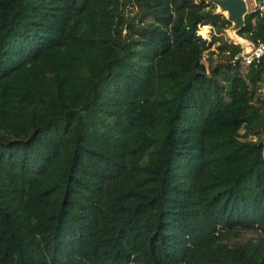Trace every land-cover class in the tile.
Here are the masks:
<instances>
[{
  "label": "trees",
  "instance_id": "trees-1",
  "mask_svg": "<svg viewBox=\"0 0 264 264\" xmlns=\"http://www.w3.org/2000/svg\"><path fill=\"white\" fill-rule=\"evenodd\" d=\"M214 8L0 0V264H264V62Z\"/></svg>",
  "mask_w": 264,
  "mask_h": 264
},
{
  "label": "water",
  "instance_id": "water-1",
  "mask_svg": "<svg viewBox=\"0 0 264 264\" xmlns=\"http://www.w3.org/2000/svg\"><path fill=\"white\" fill-rule=\"evenodd\" d=\"M208 3L215 5L217 9L214 14L224 15V18L229 22L227 33L229 37L236 39L248 48L251 41L241 35L239 31L245 25V18L249 14V3L247 0H206ZM259 1V0H258Z\"/></svg>",
  "mask_w": 264,
  "mask_h": 264
},
{
  "label": "built area",
  "instance_id": "built-area-1",
  "mask_svg": "<svg viewBox=\"0 0 264 264\" xmlns=\"http://www.w3.org/2000/svg\"><path fill=\"white\" fill-rule=\"evenodd\" d=\"M247 1L249 3V0ZM254 2V9H252L250 13L254 12L257 17L264 20V0H254ZM252 21H254V19ZM249 34H251V32H249ZM249 40L251 41L249 47L245 48L240 45V51L230 59V63L233 67H239V69L242 70L250 65H258L264 62V39L257 38L256 40H251L249 38ZM261 90L264 91V81L262 82ZM262 97H264V95Z\"/></svg>",
  "mask_w": 264,
  "mask_h": 264
},
{
  "label": "rangeland",
  "instance_id": "rangeland-1",
  "mask_svg": "<svg viewBox=\"0 0 264 264\" xmlns=\"http://www.w3.org/2000/svg\"><path fill=\"white\" fill-rule=\"evenodd\" d=\"M208 3V2H207ZM254 5L255 2L254 0H249V13L252 11V9H254ZM214 12L217 11L216 8L213 9ZM224 15L221 14L220 18H216V20L220 23L221 20H223ZM229 25H226L224 27H221L219 24L217 26H213L212 24H204V25H200L199 29H198V33L203 37L206 38L207 40L212 39V36L216 35L218 37H220L221 39H223L224 41H231L233 43H237L239 45H241L243 47V44L240 43L239 41H237L236 39H233L231 37H229L228 33H227V29H228ZM246 35H244L243 37H245ZM247 39H249L248 37H245ZM251 39V38H250ZM215 54L212 55L211 58V64L212 66L217 65V64H223L224 62L227 61V58L225 56V54L221 53L215 45L212 46L211 48ZM203 61L206 63V65L209 67V54L208 53H204L203 56ZM210 69V68H209ZM245 69H242L241 72L244 73ZM258 94L263 96L264 95V91L261 90V85L258 89ZM242 132V131H241ZM247 236H253L251 233H243L241 235L242 238L247 237Z\"/></svg>",
  "mask_w": 264,
  "mask_h": 264
}]
</instances>
